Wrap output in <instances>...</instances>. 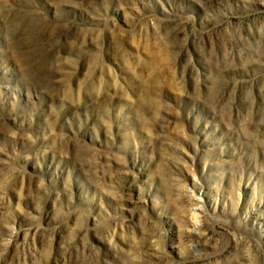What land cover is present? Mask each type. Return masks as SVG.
<instances>
[{"label":"rangeland","instance_id":"374dc122","mask_svg":"<svg viewBox=\"0 0 264 264\" xmlns=\"http://www.w3.org/2000/svg\"><path fill=\"white\" fill-rule=\"evenodd\" d=\"M0 264H264V0H0Z\"/></svg>","mask_w":264,"mask_h":264}]
</instances>
